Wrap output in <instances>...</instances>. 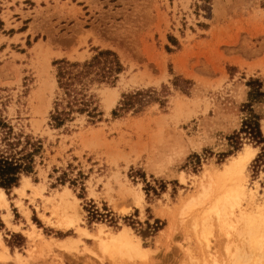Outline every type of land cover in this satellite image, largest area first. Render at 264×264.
<instances>
[{
	"label": "rangeland",
	"instance_id": "rangeland-1",
	"mask_svg": "<svg viewBox=\"0 0 264 264\" xmlns=\"http://www.w3.org/2000/svg\"><path fill=\"white\" fill-rule=\"evenodd\" d=\"M100 49L115 51L124 69L113 84L87 87L95 117L74 112L56 126L55 61ZM252 112L264 135V0H0V114L42 145L35 172L4 188L0 264L221 260L227 236L214 208L231 207L220 202L234 184L228 166L247 146L258 149L235 214L249 200L264 208L260 146L245 133L231 138ZM124 226L144 255L104 245ZM208 226L210 238L199 240Z\"/></svg>",
	"mask_w": 264,
	"mask_h": 264
},
{
	"label": "trees",
	"instance_id": "trees-1",
	"mask_svg": "<svg viewBox=\"0 0 264 264\" xmlns=\"http://www.w3.org/2000/svg\"><path fill=\"white\" fill-rule=\"evenodd\" d=\"M58 65L57 81L62 89V97L55 101V110L51 117L56 126L63 125L73 119L74 112H89L92 117L97 115L93 106V95H87V87L93 82L113 84L124 66L118 54L111 49H100L90 59L85 61H70L61 59L55 61ZM257 82L252 80L249 85ZM258 94V89H251L252 99ZM262 94V93H260ZM0 187L9 190L19 184L22 175L35 172L36 154L41 149V140L31 141L23 133L14 131L6 119L0 114ZM245 133L260 151L254 159V166H264V135L261 130L260 117L250 113L245 119L241 130L233 135L232 140H239V135Z\"/></svg>",
	"mask_w": 264,
	"mask_h": 264
},
{
	"label": "bare ground",
	"instance_id": "bare-ground-1",
	"mask_svg": "<svg viewBox=\"0 0 264 264\" xmlns=\"http://www.w3.org/2000/svg\"><path fill=\"white\" fill-rule=\"evenodd\" d=\"M115 100L116 99H113V102H115ZM257 149L258 148H256V147L247 146L244 151L239 152V154L236 155V156H232V158H234L235 161H233V163L228 166L229 170H227V172L228 173H232L234 175V177H235L234 180L235 181L234 180H230V181L234 182V184H232L230 189L227 190L226 194L223 197V200L221 199V201H220V202H222V204L224 202V204H228L227 206H231V207L222 206V205H220L218 203V208L217 209L214 208V212L216 211L215 214H216L217 218L221 220L222 225H220V226L222 227V229L224 228L223 230L225 232V235L227 236L226 239H224L226 245H224V243H223V246L226 249V253H225V251H224V253L225 254L229 253V257L231 256L229 258L227 255L224 254L225 257H227L226 258L227 263L225 261L224 255H223L224 259L223 258L221 259L223 261L219 260L221 263H219V261H217V259H216V262H218L219 264H264V250H261V248L263 249V246H264V237H263L264 236V228H263L264 226L262 225L263 224L262 222L264 221V208L262 206H260V205H255L252 200H249V202H247V204H248L247 207L249 208V211H248V208H245L248 212L246 210L242 209V208H239V211H238L239 213L237 215L235 214V212H236L235 211V206L236 205L239 206L240 205L239 201L244 196H246V194H247L246 186H245V184L243 182V179L245 177L244 169H245L246 163H247V161L249 159H251L256 154ZM211 174L212 175L210 176V178L212 176L213 177L214 176L218 177V174H216L215 171H213ZM26 178L27 177H25V179ZM213 182H214V180H213ZM208 187L204 186L205 192H206L204 194H206V195L209 194V192L211 190L210 188L208 189ZM16 188L19 189V187H16ZM140 198H141V196H140ZM0 205L5 206V207L8 206L7 193L4 190V188H2V187H0ZM220 206H222V207H220ZM216 207H217V205H216ZM231 215L236 217L235 220H233L234 218ZM68 217L69 216H67V219H70V222H72V223H74V221L78 220V217H76L73 220H71L72 217H69V218ZM205 219H206V217H205ZM242 220L247 225L246 226L244 222L242 223V224L245 225V228H241V227H243V225L241 227L239 225L236 226V224H238L239 221L241 223ZM209 227L210 226H208V228L203 227V230L205 228V231H202L204 234L202 232L200 233V234H202V236L199 234L200 235V239L199 240H201V237H203L204 235H206L205 239H206L207 235H210V233L207 234L209 232L207 230L211 228V227L210 228ZM212 229H210V230L212 231ZM219 229H220V227H219ZM200 230H199V232H200ZM232 230H233V232L234 231L238 232V233L234 232V236L236 234V237L239 238V239H237L235 237V241H234L233 240V238H234L233 236H232L233 238L231 239V235L233 234V233H231ZM208 237H207V239L210 238V237L209 238ZM197 238H198V236H197ZM236 239H237V241H236ZM245 239H246V242H243V240H245ZM104 240H105L104 245L106 247H113V249H116L117 252H124V251L128 250L130 252H134V253H137V254H140V255H144L145 254L144 253L145 252L144 251V247L141 245V243L138 240H136V241L133 240V236H132V234L130 232L129 226H124L122 228V230H120L118 233H112V236L110 238L104 239ZM238 240H239V243L241 241H242V243L237 245L236 248H235V246H234V245H236L235 242H238ZM206 242H208V240H206ZM222 242H221V244H222ZM199 243L201 244V242H199ZM209 243H210V241L207 244H209ZM0 244L5 249V251L2 252L1 254L4 257H8V253L6 252L7 251V247H6V245L4 244V242L1 239H0ZM205 244L206 243H204L203 245L206 246V248L205 247L204 248L207 251L208 250L207 248H209L210 246L208 245L209 246L208 247ZM216 244H218V243H216ZM231 244H233V245H231ZM256 245H260V247L257 246V248H255ZM216 246H218V245H216ZM232 246L235 248V251L232 249L233 248ZM224 248H223V250H224ZM258 248H260V249H258ZM256 249H258L257 250L258 252L255 251ZM206 251H205V253H206ZM207 252H209L210 254L209 253H206V254H209V255L212 254L211 250H208ZM214 253H215V251H214ZM254 253L255 254L257 253V255H259V256L256 257L257 255H255ZM215 254H213V255H215ZM209 255L207 256L208 259L213 256V255H211V257H210ZM214 258H216V257L214 256ZM205 259H206V262H207L206 256L203 259L204 262H205ZM227 259L230 260V262ZM214 260L215 259H213V261ZM204 262L202 261L200 263L202 264ZM216 262H213L212 264H217ZM210 264H211V261H210Z\"/></svg>",
	"mask_w": 264,
	"mask_h": 264
}]
</instances>
